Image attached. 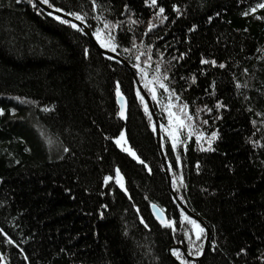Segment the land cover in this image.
Here are the masks:
<instances>
[{
	"label": "trees",
	"instance_id": "1",
	"mask_svg": "<svg viewBox=\"0 0 264 264\" xmlns=\"http://www.w3.org/2000/svg\"><path fill=\"white\" fill-rule=\"evenodd\" d=\"M40 1L133 69L0 0V264H264V0Z\"/></svg>",
	"mask_w": 264,
	"mask_h": 264
},
{
	"label": "water",
	"instance_id": "2",
	"mask_svg": "<svg viewBox=\"0 0 264 264\" xmlns=\"http://www.w3.org/2000/svg\"><path fill=\"white\" fill-rule=\"evenodd\" d=\"M38 5L46 10L47 12L49 13H54L60 17H63L65 19H68L70 21H73L75 23H77L79 26H81L85 33L89 36V38L91 39V41L94 43V45H96V47L101 51V53L105 54V55H108V56H111V57H114V58H117L119 60H121L122 62L125 63V65L127 67H129L131 70L133 69L129 63H127L122 57H120L117 53L113 52V51H110V50H107L105 48H103L99 42L97 41V39L95 38V36L93 35L91 29H89L83 22L79 21V20H76L75 18L61 12V11H57V10H54L52 9L51 7H49L48 5L42 3L40 0H36ZM138 82V85H139V89L141 91V93L143 94V96L145 97L146 101L148 102V105L152 111V113H154V108H153V103H152V99L151 97L149 96V94L145 91L144 87H143V83L140 82L139 80H137ZM118 106H119V110H120V116H121V112L123 111L124 112V117L127 116V113H128V102H127V98L125 95L123 94H120L118 95ZM122 117V116H121ZM156 125H157V135H158V144H159V147H160V151L162 153V157H163V161H164V164H165V173L168 177V180H169V184H170V187H171V190L173 191L172 189V179H171V175H170V172H169V169H168V164H167V160L165 158V155H164V152H163V149H162V145H161V130H160V123L158 121V119L156 118ZM175 197L177 198V195L176 193L173 191ZM178 199V198H177ZM179 201V200H178ZM179 204L181 205V207L184 209V211L190 216L192 217L193 219L199 221L207 230V240H206V245H205V249H204V252L201 256L199 257H192L188 254H186L187 256V259L190 260V261H193V262H199L201 261L204 256L206 255L207 253V250H208V247H209V243L211 241V233H210V230L209 228L206 227V224L198 217L196 216L195 214H193L185 205H183L180 201H179ZM152 213L154 215V217L156 218V220L162 224V225H171V222L168 220L167 218V215L166 213L163 211V209L158 205V204H152ZM162 221H164V223H162ZM177 247L181 248L182 245H178ZM171 249H169V252L171 253Z\"/></svg>",
	"mask_w": 264,
	"mask_h": 264
},
{
	"label": "snow or ice",
	"instance_id": "3",
	"mask_svg": "<svg viewBox=\"0 0 264 264\" xmlns=\"http://www.w3.org/2000/svg\"><path fill=\"white\" fill-rule=\"evenodd\" d=\"M44 2L47 3L48 0H44ZM93 2H95V0H93ZM151 4H152V5H155V4H156V0H151ZM258 7H260V8H264V3L258 5ZM57 11H60V10L57 9ZM177 11H179V10L177 9ZM252 11L254 12L255 9H252ZM163 12H164V9H163V8H160V9H159V14H163ZM246 14H247V13H246ZM74 15H75V19H76V20H83V19H84V17L81 16V15H78V14H74ZM57 19H60V17H57ZM164 19H166V17H164ZM63 22H64V23H67L68 21H63ZM72 26H73V27H78V26L75 25V24H73ZM154 26H155V25H150V27H149V31H150L151 28L154 27ZM109 27H110L109 25H105V28H109ZM97 37L99 38V33L97 34ZM114 40H115V37L112 36V35L110 34V35H109V42H107V43L102 42V44H103L104 47L110 48V50H112V51H116V45L112 43V41H114ZM137 58H138V57H137ZM203 63H209V61H206V60H205V61H203ZM212 63L214 64L215 62L213 61ZM221 67H223V65H221ZM160 87H161V88H166V86H165L162 82L160 83ZM185 107H186V106H185ZM121 116H122V117L124 116V112H123V111L121 112ZM214 138H215V137H213V139H214ZM125 143H126V141H125V138H124L123 135H121L120 138L116 140V144L121 145L122 147H123V145H124ZM123 150L126 151V152H129L132 156H135V153L132 152L130 148L124 147ZM141 163H143V161H141ZM117 172H118V170H117ZM109 179H111V178H109ZM120 186L123 187V184L121 183ZM185 219L188 220V217H185ZM188 222H189V223H192V224L196 227V229L198 230V231H197V235H196V239H200V238H201V233L204 232V229L201 228L198 224H196L195 221H191V220H189ZM162 223H164V221H162ZM166 226H170V225H166ZM175 254H176L177 256H180V253H179V252H176Z\"/></svg>",
	"mask_w": 264,
	"mask_h": 264
},
{
	"label": "rangeland",
	"instance_id": "4",
	"mask_svg": "<svg viewBox=\"0 0 264 264\" xmlns=\"http://www.w3.org/2000/svg\"><path fill=\"white\" fill-rule=\"evenodd\" d=\"M121 135L124 136L126 143L123 145V147H122L121 145H119V146H120L121 148H124V147L130 148L131 151L135 153V151L133 150V148H131V146H130L128 140H127V137H126V133H125V131H123V132L121 133ZM121 135H120V136H121ZM120 136L117 137L116 140L119 139ZM120 182L124 185V183H123L121 180H120ZM121 183H120V184H121Z\"/></svg>",
	"mask_w": 264,
	"mask_h": 264
}]
</instances>
